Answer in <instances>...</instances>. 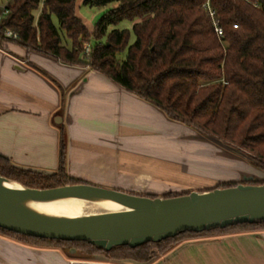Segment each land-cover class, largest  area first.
<instances>
[{
    "label": "trees",
    "instance_id": "trees-1",
    "mask_svg": "<svg viewBox=\"0 0 264 264\" xmlns=\"http://www.w3.org/2000/svg\"><path fill=\"white\" fill-rule=\"evenodd\" d=\"M5 1L1 49L13 43L98 72L167 119L243 152L264 171V0H81L82 5L108 8L92 31L76 15L77 0ZM207 2L221 37L206 14ZM36 10L40 11L35 18ZM124 21L131 24L130 30L117 28ZM7 31L17 38L6 37ZM85 45L90 47L88 54ZM122 52L125 56L120 59ZM0 176L36 189L85 184L65 174L62 142L55 173L20 169L0 156ZM255 231H264V221L184 232L157 243L110 251L87 242L25 236L2 228L0 235L31 246L148 262L156 255L153 249L161 255L184 240Z\"/></svg>",
    "mask_w": 264,
    "mask_h": 264
},
{
    "label": "crops",
    "instance_id": "crops-1",
    "mask_svg": "<svg viewBox=\"0 0 264 264\" xmlns=\"http://www.w3.org/2000/svg\"><path fill=\"white\" fill-rule=\"evenodd\" d=\"M193 136L98 72L13 43L0 48V156L12 166L53 174L62 142L68 177L131 194L145 177L151 193L187 177ZM0 264H264V231L184 240L148 262L83 256L0 235Z\"/></svg>",
    "mask_w": 264,
    "mask_h": 264
},
{
    "label": "water",
    "instance_id": "water-1",
    "mask_svg": "<svg viewBox=\"0 0 264 264\" xmlns=\"http://www.w3.org/2000/svg\"><path fill=\"white\" fill-rule=\"evenodd\" d=\"M198 134L201 139L252 163L243 152L213 137ZM243 181L244 184L234 187L192 191L171 198H150L90 184L29 188L0 176V228L25 236L87 242L104 251L120 246L135 248L184 232L264 221V184H249L250 178ZM63 199L109 201L121 210L70 218L41 214L27 207L28 202Z\"/></svg>",
    "mask_w": 264,
    "mask_h": 264
},
{
    "label": "rangeland",
    "instance_id": "rangeland-1",
    "mask_svg": "<svg viewBox=\"0 0 264 264\" xmlns=\"http://www.w3.org/2000/svg\"><path fill=\"white\" fill-rule=\"evenodd\" d=\"M4 2V0H0V8L5 5ZM107 9L108 8L89 7L87 5H82L81 0H77L76 2V15L79 19H81V21L89 31H92L95 22ZM39 11L40 10H36L33 12L35 18L39 15ZM53 21L56 23L55 19H53ZM130 27L131 24L126 21L120 23L117 26L118 29L125 28L128 30H130ZM133 39L134 37L131 34L129 42L131 43ZM124 56L125 52H122L119 55V58L122 59L124 58ZM190 129L193 131L194 136L193 138H190L191 140H193V145H190L187 148V151L192 153V155H189L187 158V177H185V179L183 180H180V182L176 183V185H173L172 188L164 187L162 189H157V191H153L151 193L145 192L147 188V180L145 179V177H140L136 179L137 181L136 183H134V188L139 191V193L134 192L136 195H144L145 197L150 198H171L185 195L192 191H208L214 188H219L226 184H244L245 182L243 181V179L245 178H250L251 181H249L248 183H254L255 185L264 183L263 170L256 167L250 161L239 156L238 154L229 152L226 149L216 145L215 143L207 141L206 139H201L200 137H198V132L194 131L192 128ZM182 147L183 145L179 146L178 152L182 150L180 149ZM129 191V193L132 192L131 190ZM225 235L228 234L220 236ZM220 236L206 237L204 239L218 238ZM169 246L171 245L169 244ZM62 250L69 251L67 247ZM152 251L156 253L155 256L159 255L157 254L156 249H153ZM82 255L88 256L87 254Z\"/></svg>",
    "mask_w": 264,
    "mask_h": 264
},
{
    "label": "bare ground",
    "instance_id": "bare-ground-1",
    "mask_svg": "<svg viewBox=\"0 0 264 264\" xmlns=\"http://www.w3.org/2000/svg\"><path fill=\"white\" fill-rule=\"evenodd\" d=\"M27 207L41 214L70 218L121 210L119 206L109 201L87 202L76 199L56 200L48 203L28 202Z\"/></svg>",
    "mask_w": 264,
    "mask_h": 264
},
{
    "label": "built area",
    "instance_id": "built-area-1",
    "mask_svg": "<svg viewBox=\"0 0 264 264\" xmlns=\"http://www.w3.org/2000/svg\"><path fill=\"white\" fill-rule=\"evenodd\" d=\"M205 8H206V14L211 20V25L213 26L214 32L216 33L217 37H221V33L222 32H221V29L218 26L217 20L215 19V12L210 8L208 2L206 3ZM6 15H7V10L3 6L0 9V20ZM5 36L8 37V38H13V39L17 38V36L15 34L11 33L10 31H7L5 33ZM84 48H85L84 53L88 54L90 52V47L88 45H85Z\"/></svg>",
    "mask_w": 264,
    "mask_h": 264
}]
</instances>
